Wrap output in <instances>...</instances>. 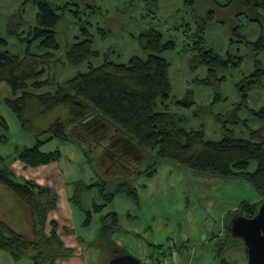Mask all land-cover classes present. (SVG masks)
Wrapping results in <instances>:
<instances>
[{
  "label": "trees",
  "instance_id": "1",
  "mask_svg": "<svg viewBox=\"0 0 264 264\" xmlns=\"http://www.w3.org/2000/svg\"><path fill=\"white\" fill-rule=\"evenodd\" d=\"M32 1L38 10L37 23L24 39L39 42L42 52L27 49L24 55L12 54L3 49L8 40L0 37V84L7 83L12 90V96L6 98V103L18 117L21 127L31 132L37 140L32 147H18L15 159L33 167L57 162L62 157L59 149L48 152L42 149L43 145L57 139L78 145L92 165L99 163L100 167L101 163H107L108 171L111 169L115 178L121 177L115 185L107 184L108 177L103 174L105 178L101 181L104 184L96 182L86 185L81 184V181L75 184L81 189L77 188L72 200L78 201L80 206L79 191L98 188L104 201L94 205L95 213H101L118 194L130 197L139 205V191L131 179L141 175L153 177L163 163L189 167L211 179L244 178L264 197V134L260 136L261 126L253 129L251 137L246 138L235 136L234 130L224 123L223 137L209 140L203 128H188L185 116L168 109L165 100L172 92L170 62L161 53L174 48L175 41H164L160 30L150 28L138 37L140 46L148 53L147 57L133 55L128 62H119L109 59L106 54L101 64L93 65V59L101 57V53L95 50L94 41L85 25L81 37L68 44L64 51L67 65L80 67L88 63L89 69L62 81L44 78L59 59L62 45L57 39L56 28L61 23L62 11L69 9L72 2ZM63 1L66 3L61 5L59 2ZM232 1L248 8L255 16L254 20L260 21V37L256 41L244 39L253 46L256 55L260 54L264 50V0ZM214 17L211 11L210 19ZM206 19H203L202 27L198 28V31L201 29L200 39L193 45V49L197 51L200 62L208 67V74L204 78H197V82L214 87L225 78L220 77L218 72L240 67L243 58L231 53L224 56L207 45L204 36L208 24ZM100 32L104 36L108 33L104 28H100ZM234 34H238L237 31ZM262 75L263 70L256 69L236 84L241 98L240 106H248V91L262 83ZM48 85L55 87V90L37 92ZM178 103L192 106L195 103L193 90L189 88ZM60 107H66L68 114L65 118L59 117L47 128L40 127L38 122L30 118L32 113L37 112L40 122ZM251 114L264 119V108L252 109ZM231 118L239 124L246 125L248 122L235 113L223 119L229 122ZM1 124L5 132L0 135V140L5 141L8 138V125L3 118ZM257 136L261 138L257 139ZM5 161V157H0V163ZM252 161L256 162V167L249 170ZM0 185L12 190L29 205L38 238L30 240L0 220V251L10 252L15 260L29 256L34 264H56L58 257L71 255L72 249L66 251L68 248H64V242L56 229L51 234L44 232L48 214L58 203L57 194L49 186L34 181H18L8 165H0ZM263 202L264 199L256 204L244 202L241 209L230 213L225 224L226 236L233 238L228 230L229 217H254ZM83 210L86 214L84 225H89L93 214ZM55 222L52 221L53 226ZM119 222L120 217L115 212L104 215L98 235L91 242L109 260L125 253L113 238L120 228ZM217 244L219 264H237L223 257L228 241L222 239Z\"/></svg>",
  "mask_w": 264,
  "mask_h": 264
},
{
  "label": "rangeland",
  "instance_id": "2",
  "mask_svg": "<svg viewBox=\"0 0 264 264\" xmlns=\"http://www.w3.org/2000/svg\"><path fill=\"white\" fill-rule=\"evenodd\" d=\"M67 1L72 2V5L69 9L62 11L61 23L56 28L57 39L62 45V50L59 52L57 63L48 70L44 78L51 77L52 80L62 81L73 77L79 71L85 72L89 69L88 63L80 67L67 65L64 51L68 44L81 37L82 27L85 25L88 27L91 38L94 41L95 50L101 53V57L93 59V65L101 64L105 60L104 56L106 54L109 59L119 62H128L133 55L147 57L148 53L140 46L138 37L142 32L150 28H156L163 33L164 41L173 40L176 44L174 48L161 53L170 62L172 83L171 96L165 100V103L170 111L186 117L185 125L188 128H203L207 139L219 140L224 135V123H227L228 127L234 130L235 136L246 138L251 137L253 129H257L260 126L264 127V119H258L257 116L251 114L252 109L261 110L264 108V50L256 55L253 46L244 41V39L256 41L262 33V27L260 21L254 20L255 16L252 15L248 8L241 7L237 2H230V0H191L192 2L188 0ZM59 3L62 5L66 1ZM76 10L79 11L78 14L75 13ZM211 11L215 14L213 20L210 19ZM37 13V7L32 0H0V37L8 40L3 49L18 55H24L27 49L36 53L42 52L38 46L39 42H28V40L24 39L28 36V31L30 32V29L36 26ZM205 18H207L206 21L208 22L204 32L207 45L224 56L231 53L243 58L240 67H230L219 71V76H224L225 78L221 84L214 87L197 82V78H204L208 74V67L200 62L197 51L193 49V45L200 39L201 29L198 31V28L202 27V21ZM100 28L106 29L108 33L104 36L100 32ZM234 31H237L238 34L233 35ZM256 69L263 70L262 83L251 87L248 91V106H240L241 98L236 84ZM189 88L193 90L195 103L186 107L178 103V100L185 97ZM54 90L55 87L48 85L37 92ZM11 96L12 90L10 86L7 83L0 84V135L5 132L1 119L8 121L10 125V131L8 132L9 125L6 131L9 139L0 140V156L6 157L11 153L17 154V146L23 148L24 143H28L23 141L21 136L31 138L37 142L31 132L21 127L18 117L6 103V98ZM219 96L221 97L220 99ZM233 113L242 119L248 120L246 125L234 122L233 118H231L232 120L229 119V122L223 119L229 118ZM67 114V108L60 107L40 122L39 113L37 112L32 113L30 118L38 122L40 127L47 128L59 117L65 118ZM15 124L18 126L19 131L15 130ZM261 127L260 136L262 137L264 129ZM261 137L257 136V139ZM65 145L68 144L54 139L43 145L42 149L51 151L59 149L66 154H71ZM73 146L77 150L69 157L64 155V160L58 164L53 162L49 165L33 167L26 165L20 159L11 160L12 158L8 157L0 165H8L9 170L13 172L16 179L20 182L34 181L36 183H51L54 185L61 202V210H64L63 208L65 207L63 206L67 204L64 182L80 179L83 182L81 184L102 183L101 179L107 176V184L113 186L121 180L120 176L115 178L111 169L108 171L107 163H101L100 167L99 163L92 165L87 161L83 153L79 154L81 150L78 145ZM69 148H71V145ZM136 157L141 158L140 156ZM144 164L146 167V163ZM255 167L256 162L252 161L249 170H254ZM105 169L107 170L105 171ZM131 180L138 188L140 204L134 203V207L128 210L115 199L109 203L108 207L120 209L122 213V215L120 214L121 224L127 223L130 214L133 215L130 220L134 227L142 228L149 221H154L155 224L156 220L155 230L159 231L162 229L156 238L158 241L156 243L159 244L166 243L165 241L170 235L173 237L180 236V233L185 228L191 230L192 221H189L190 218L197 221L199 228L207 230L211 223L210 215L216 217V212L224 209L226 206L224 198L234 186L235 192L229 197L232 198L231 200L234 199L236 201V205L244 199L251 202L264 199L256 188L244 178L211 179L194 171L192 168L170 163H163L153 177L141 175L136 177V179L133 177ZM213 182L217 184H213ZM144 183L147 184V189L143 187ZM77 188L81 189L78 185L72 188L73 196H76ZM79 192H81L78 195L81 206L78 201H74L72 203L74 207H72L74 211H80L82 216H84L83 209L104 201L97 187L86 188ZM118 198H127V196L120 194ZM220 198L222 200L218 203ZM213 204L215 206L211 211L210 208ZM239 207L240 209L242 208L241 206ZM51 211L48 214L44 232L51 234L52 230L56 229L60 239L64 242V248H68L66 251L71 248L72 252H74V235L77 230L75 226L73 229L70 225L68 211H66V215L63 212L62 215L58 213V216L62 217L61 228H59L58 222H55V226L52 225L51 219H58V217L55 216V211L52 213ZM99 214L100 212L95 213L91 223L84 226L83 230L89 231L94 227L97 229L99 226V223H97V218L100 217ZM3 215H0V220L2 221H4ZM165 217H168L169 221ZM74 221L72 218L73 225ZM180 221L182 224H179ZM11 222L10 225L7 224L16 232L27 236L30 240L38 239L33 227L32 214L29 223L27 221L20 224L14 221ZM173 222L175 225L171 231L170 225ZM163 225V228L159 227ZM76 227L78 226L76 225ZM147 231H149V228H146ZM228 239L232 241V238ZM239 241L241 242L240 239ZM144 242H148V239L146 238V241L143 240ZM241 243L244 245L243 242ZM235 244L233 243L229 250V259L237 264H246L248 259L242 256L241 249ZM166 245L167 243L163 248H166ZM209 248L215 247L213 245L210 246L208 243L205 244L204 249L202 246L200 247L203 250H201L200 254L197 253L194 259L195 264H203L205 253ZM128 249L131 254L135 255L134 250H131L130 247ZM137 254V257L142 258L141 255ZM154 255L158 256L159 254L156 253ZM186 257L187 259H182L180 264H187L190 261L188 255ZM142 261L144 264H148L145 259ZM0 264H34V262L29 256H26L19 261L13 259L12 262L1 259Z\"/></svg>",
  "mask_w": 264,
  "mask_h": 264
},
{
  "label": "crops",
  "instance_id": "3",
  "mask_svg": "<svg viewBox=\"0 0 264 264\" xmlns=\"http://www.w3.org/2000/svg\"><path fill=\"white\" fill-rule=\"evenodd\" d=\"M6 123H8V121H6ZM7 125H9V123ZM14 128L16 131H19L18 126L16 124L14 125ZM9 131H10V125H9L8 132ZM8 139H9V136H8ZM21 139L23 141L28 142V143H24L25 144L24 147H32L36 144L35 140H32L31 138H26L24 136H21ZM66 144H68V145H65L66 149L69 150L71 154H66L60 150L62 152L61 160L55 162V164H58L59 162L64 160L63 158L64 155L66 157H69L72 155V153H74L77 150V148H75L73 144H70V143H66ZM70 145H71V148H69ZM18 147L19 146H17V148ZM44 151L48 152L51 150H44ZM81 153L82 152H79V154ZM7 156L9 158H12L11 160H15V156H17V154L11 153V154H8ZM0 157L8 158L6 156H0ZM89 167L91 168V166ZM77 181H81V180L78 179L75 181L74 180H70L66 182L63 181L66 186V198H67V204L63 206L65 207L63 208L64 210H61L62 209L61 202H60L58 193L54 189V185H52L51 183H37V184L49 186L57 194L58 203H57V206L51 211V213L55 211V214H56L55 216L58 217V219L56 218L51 219V217L50 219L52 221L58 222L59 228H61L60 226H61L62 217H59L58 213L59 215H62V212H63L66 215V211H68L69 213L68 218L71 222L70 225L71 227H73V229L75 226V229L77 230L74 235L75 238H74V243H73L74 245L73 247L75 248V251L72 252L71 255L69 256L58 257L56 259V264H99V263L108 264V262L110 261L109 257L106 255L102 256L101 250L98 247L92 245L91 242L98 235V231L102 224V217L104 215L115 212L119 215L120 221H121L122 213L120 209H117L115 207L113 208L108 207L109 205L108 203L106 207L103 209V211L99 214L100 217L97 218L98 219L97 223H99V226L97 227V229L94 227L89 231L83 230V227L86 226L84 225V222L86 220L85 211H84V216H82L80 214V211L77 210L76 212L73 210L74 206L72 204L74 202L72 200V197H73L72 188L75 187V184ZM90 184L92 183H89L86 185H90ZM143 187L145 189L148 188L147 184L145 183L143 184ZM234 192H235V186L229 190V192L226 194L224 198V202H226V206L224 207V209H222L220 212H216V217L214 215H210L211 223L207 230L199 228L197 221L190 218L189 221L190 222L192 221L191 230H188L187 228H185L184 231H182L180 233V236L178 237H173L170 235L165 241L168 245V246L166 245V248H163V246H165L166 243H162V244L156 243L158 242L156 238L162 231V229H160L159 231L155 230L156 228L155 224H157L156 220H155V224H154V221H149L151 225H149L150 223L148 222L149 224L147 223L142 228L137 227V226L134 227L132 226L131 220H130L133 216L130 214L131 211L129 212L130 215H129V219L127 220L126 224H121L122 221L121 223L119 222L120 228L114 234L113 238L115 239V242L117 243V245L122 249V251H124L125 253H130L128 251L129 250L128 248L130 247L131 250H134L135 256L138 253L137 255H141L142 258L145 259L148 264H180V261L182 259L184 260L187 259L186 255H188V259L190 260L187 264H195L194 259L197 253L200 254L201 250L205 248V244L208 243L210 246L213 245L215 248H209V250L205 253L203 264H206V263L212 264L213 262L214 264H219L220 259L217 253L218 252L217 243L221 241L222 239L229 240L225 232L226 231L225 224H226L229 214L236 212L237 209L240 208L239 206L244 204V202L256 204V203L262 202L263 200L262 198L261 201L258 200L259 202L258 201L251 202L249 200L244 199V200H241L238 205H236V201H234V199L231 200L232 198L229 197V195H233ZM118 197H120V194H118L114 198V200L117 199V201L123 204V206H125L126 209L131 210L134 207L133 205L135 202L130 197L128 196L127 198H118ZM220 200L222 199L220 198L218 203L221 202ZM93 206L94 205L92 204V207L85 208V210L92 212L94 216L95 212L93 211ZM214 206L215 204L211 206L210 208L211 211L213 210ZM0 212H1L0 215L4 214L3 215L4 222L8 223L9 225L10 223H12L11 221L18 222L20 224L21 222H26V221L27 223H29L31 220V209L29 205L26 204L12 190H10L4 185H0ZM72 218L73 220H75L74 225L72 224ZM165 218L168 220V217H165ZM179 224H182V222L180 221ZM76 225L78 227H76ZM174 225H175L174 222L170 225L171 231L174 229ZM21 226H23V224H21ZM159 227L163 228L164 225L159 226ZM146 228H149V231L146 232ZM146 238L148 239V242L143 243V240L146 241ZM237 239L232 238V241L230 240L228 241V245L223 254V257L228 261H231L229 259L228 253L233 243H236L235 245H237L239 249H241L242 256L245 259H248L247 248L239 241V239L238 240ZM173 243H175V245L171 249L170 246H172ZM201 246L203 247V249H200ZM156 253L159 254L158 257L154 255ZM142 258L141 260H143ZM1 259L3 261L12 262L14 258L10 252L2 250L0 251V260ZM16 261H19V260H16ZM246 264H249V260Z\"/></svg>",
  "mask_w": 264,
  "mask_h": 264
},
{
  "label": "water",
  "instance_id": "4",
  "mask_svg": "<svg viewBox=\"0 0 264 264\" xmlns=\"http://www.w3.org/2000/svg\"><path fill=\"white\" fill-rule=\"evenodd\" d=\"M228 230L234 238L244 243L248 251L249 264H264V202L254 217L233 215L229 218ZM108 264H144L131 254L124 253L112 258Z\"/></svg>",
  "mask_w": 264,
  "mask_h": 264
},
{
  "label": "built area",
  "instance_id": "5",
  "mask_svg": "<svg viewBox=\"0 0 264 264\" xmlns=\"http://www.w3.org/2000/svg\"><path fill=\"white\" fill-rule=\"evenodd\" d=\"M175 243H176V242H175ZM175 243H173V244H172V246H170V247H171V249L174 247ZM171 249H170V250H171ZM157 257H158V256H157Z\"/></svg>",
  "mask_w": 264,
  "mask_h": 264
},
{
  "label": "flooded vegetation",
  "instance_id": "6",
  "mask_svg": "<svg viewBox=\"0 0 264 264\" xmlns=\"http://www.w3.org/2000/svg\"><path fill=\"white\" fill-rule=\"evenodd\" d=\"M234 238V237H233Z\"/></svg>",
  "mask_w": 264,
  "mask_h": 264
}]
</instances>
